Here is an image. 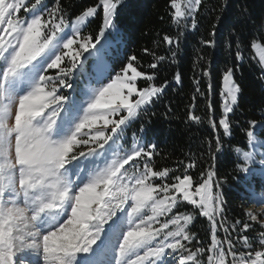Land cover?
Instances as JSON below:
<instances>
[{
	"label": "snow or ice",
	"instance_id": "snow-or-ice-1",
	"mask_svg": "<svg viewBox=\"0 0 264 264\" xmlns=\"http://www.w3.org/2000/svg\"><path fill=\"white\" fill-rule=\"evenodd\" d=\"M201 5L202 0H170L174 24L183 29L190 22L196 29ZM122 6L123 0H98L69 23L61 0H52L51 6L44 0H0V159L9 142L16 141L15 163L0 164V264H264V221L252 213L246 214L249 220L227 219L215 168L222 147L218 135L207 141L209 163L195 182L188 171L196 167L194 160L158 169L157 145L141 142L135 134L127 148L114 150L125 129L169 86L167 80L154 83L155 71L140 70L136 55L111 74L104 59L111 46L106 32L120 41L115 20ZM98 9L102 22L94 38L82 29ZM162 39L179 45V36ZM201 43L214 47L216 41ZM239 44L237 40V60L242 57ZM249 46L260 47L264 60V26L259 44L249 41ZM169 51L174 60L176 51ZM143 52L152 57L151 70L166 59L148 48ZM89 59L94 60L91 74ZM200 63L192 79L189 119L201 121L191 111L200 96L209 125L230 133L241 92L234 69L225 67L221 73V109L213 118L211 62L199 56ZM200 77L209 80L203 91ZM82 78L94 79L95 85L77 95L74 84ZM174 79L179 81L180 74ZM61 89L72 92L65 95ZM9 119L14 127H7ZM245 123L244 141L234 150H243L242 164L253 159L249 147L264 142V119ZM139 131L147 135L143 125ZM257 167L238 169L244 192L254 188L256 178L264 181V163ZM182 204L206 218L207 246L190 247L199 239L188 228L194 216L180 211ZM249 221L262 230L250 236L256 230Z\"/></svg>",
	"mask_w": 264,
	"mask_h": 264
},
{
	"label": "trees",
	"instance_id": "trees-1",
	"mask_svg": "<svg viewBox=\"0 0 264 264\" xmlns=\"http://www.w3.org/2000/svg\"><path fill=\"white\" fill-rule=\"evenodd\" d=\"M51 6L52 0H45ZM185 0H180L184 2ZM98 0H61L66 9L67 19L80 14L84 8L92 6ZM173 9L170 0H123V6L118 10L115 20L116 28L120 33V41L116 35L110 34L111 46L107 57L112 72L119 71L132 55L141 61L140 70L155 71L157 85L165 80L169 86L165 89L162 98L147 111L141 112L139 118L126 128V136L131 141L133 134L143 142H154L157 145L158 155L154 157L156 168H177L180 162L195 161L196 167L189 169L194 182L199 173L207 167L208 154L205 151L207 141L214 134L220 137L221 149L215 159V168L218 178L222 181L221 193L225 201V209L229 222L235 220H249L247 213L254 206L257 198L252 196L251 190L262 187L264 181L254 180V188L244 192L241 181L244 176L239 168L246 167L241 161V152L234 150L244 141V128L246 121L264 119V72L261 63L249 41L259 42V35L264 26V0H202L198 10L197 28L193 29L190 22L186 28H178L172 18ZM102 22V10L92 18L83 33H91L95 38ZM215 31V37L212 36ZM164 35L179 36L178 47L167 45L163 41ZM215 39L214 47L202 45V41ZM240 41L242 57L237 60L235 56L236 41ZM170 47L176 51L175 59L171 58ZM154 50L157 55L166 59L151 70L147 65L152 57L146 55L143 49ZM203 56L211 62L212 84L211 100L213 104L212 116L218 118L221 109L222 81L221 73L225 67L234 69V77L241 88L235 111L230 116L232 130L224 133L222 129H213L208 123V110L204 98L197 96L196 108L191 111L201 117L200 122L189 119V105L192 104L194 87L192 79L200 72L203 63L197 64V58ZM179 73L181 79L176 81L175 75ZM202 80L201 90H205L208 79ZM142 86V83H138ZM143 125L147 135L139 129ZM239 125V127H237ZM180 209L195 211L191 205L182 204ZM253 214V213H252ZM255 228V233L262 229L256 222L249 221ZM208 223L203 217L194 219L189 231L195 233L203 243L208 245ZM197 243L193 241L194 245Z\"/></svg>",
	"mask_w": 264,
	"mask_h": 264
},
{
	"label": "rangeland",
	"instance_id": "rangeland-1",
	"mask_svg": "<svg viewBox=\"0 0 264 264\" xmlns=\"http://www.w3.org/2000/svg\"><path fill=\"white\" fill-rule=\"evenodd\" d=\"M33 2H34V0H33ZM44 3L46 4L45 0H44ZM19 15L22 18L25 16L23 11H21V13ZM74 18L75 17H73L72 19H67V18H65V19H66V21H68L70 23L72 20H74ZM91 19L92 18H89V20L86 21V26H87L88 22ZM84 29L85 28L82 29V32L84 31ZM112 35H114V34H112ZM106 37L111 42L110 34L108 32H106ZM104 42L105 41L102 39L101 40V44H103ZM255 43L259 44L258 41H256ZM97 47H99V45H97ZM253 49L255 51V54L257 55V58L259 59V61L261 63V66H264V60L260 59L261 48L257 47V48H253ZM108 50H109V48H107V50L105 51L104 59H105L106 63L110 66V69H111V72H112V67L110 65V61L107 59V56H106V52H107V54L110 53V51H108ZM85 56H87V53H85ZM93 64H94V60L93 59H89L87 61L86 68H87V71H88L89 74H91L92 71H93ZM114 73H111V74L114 75ZM49 74L55 75V71L54 70H50ZM105 82H107V81L105 80ZM94 85H95V80L94 79H87V78L79 79L74 84V87L76 88V94L79 95L80 94V90L82 88L91 87V86H94ZM61 91L65 95H69L72 92V90H70V89H61ZM223 91H224V89H223V86H222V92ZM4 103H7V101L5 100ZM3 106H4V104L0 103V109H2ZM13 111H15V109H13ZM6 124H7V127H9V128L14 127L13 121L11 119H9L6 122ZM84 131L87 132L88 130L85 129ZM125 132H126V129H125V131L123 133V137L120 140H118L117 141V145L114 146V150L118 151L119 147L127 148L130 145V142L128 141V137L126 136ZM15 142H16L15 138H13L9 142V144L6 146L5 152H4V155H3V159H0V164L7 165L10 162L13 163V164L15 163ZM92 146L95 147V144H93ZM105 147H107V145ZM250 147H249L248 150L253 153V159L250 162H246V164H247L246 167H248L250 169V172L253 171V170H257L258 171V167L257 166L259 164H261V163H264V142H261V141L258 140L257 142H255V144L251 148ZM82 150H86V148L82 149ZM240 154H241V158L243 159L242 152ZM262 186L264 188V183L262 184ZM259 188L260 187H258V189ZM251 192L253 194L252 196H254L255 198H258V199L255 200L254 206L251 207L250 212L253 213V215H256L258 220L264 221V217L260 216L261 213H264V193L257 194L256 190H254V189L251 190ZM180 211H183L186 214L193 215L194 219H196L197 217H201V216H199V214L196 211H187V210H182V209H180ZM205 220H206V218H205ZM193 221H192V223H193ZM192 223L188 226L189 229H190ZM198 246L204 247L203 243L201 241H199V244L195 243L194 245H190V247H192L193 250H195V248L198 247ZM25 264H30V261H26Z\"/></svg>",
	"mask_w": 264,
	"mask_h": 264
}]
</instances>
